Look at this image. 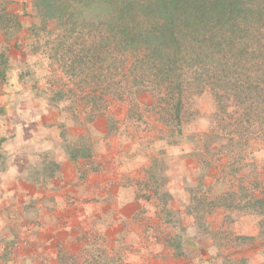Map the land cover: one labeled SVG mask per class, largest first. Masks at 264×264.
Segmentation results:
<instances>
[{
    "label": "rangeland",
    "instance_id": "rangeland-1",
    "mask_svg": "<svg viewBox=\"0 0 264 264\" xmlns=\"http://www.w3.org/2000/svg\"><path fill=\"white\" fill-rule=\"evenodd\" d=\"M30 5L16 11L21 18L28 12V25L0 38L6 57L0 77L5 114L43 116L21 134L26 176L36 189L22 198L15 223L6 216L0 264H264V216L241 207L194 212L212 191L236 187L243 176L264 196V142L237 140L255 136L261 125L230 127L238 114H223L213 94H198L194 85L184 92L182 136L177 125L171 134L154 119L148 93L130 117L119 100L98 115L55 101L56 66L42 53L44 34L35 41L31 33L37 19ZM109 75L104 85L116 90L113 67ZM128 76L120 84L131 83ZM224 154L229 159L218 163ZM209 164L218 168V180L200 185Z\"/></svg>",
    "mask_w": 264,
    "mask_h": 264
},
{
    "label": "trees",
    "instance_id": "trees-1",
    "mask_svg": "<svg viewBox=\"0 0 264 264\" xmlns=\"http://www.w3.org/2000/svg\"><path fill=\"white\" fill-rule=\"evenodd\" d=\"M33 1L37 24L31 33L35 41L44 34L42 53L56 66L55 101L66 99L71 109L98 115L119 100L130 117L137 111V98L148 93L154 100V119L171 134L177 125V136H182L184 92L194 85L198 94L209 90L223 114L228 109L238 114L229 120L230 127L261 125L255 136L243 133L237 140L245 145L248 139L264 142V0ZM19 27L0 6L2 35ZM0 59L6 62L5 53ZM111 67L116 90L104 85ZM128 75L131 83L120 84ZM214 118L219 120V115ZM72 148L68 154L75 160ZM217 158L220 163L229 159L228 154ZM210 168L200 177V185L208 178L218 180V168ZM247 180L243 176L236 187L212 191L195 214H203L207 207H213L210 211L241 207L263 217L264 196L258 197L254 190L258 184Z\"/></svg>",
    "mask_w": 264,
    "mask_h": 264
},
{
    "label": "crops",
    "instance_id": "crops-1",
    "mask_svg": "<svg viewBox=\"0 0 264 264\" xmlns=\"http://www.w3.org/2000/svg\"><path fill=\"white\" fill-rule=\"evenodd\" d=\"M30 1L32 0H0V6H4L5 11L15 17L19 25L24 28L28 25L29 20L26 17H29V14L26 12L21 18L16 11L23 12L30 9ZM2 36L0 32V38ZM5 83L3 79L0 80L2 87L0 94V100H2L0 113V232H5L8 222L7 215L11 216V222H16L15 211L21 207L22 198L29 195V188L36 189L26 176L29 160L27 151L23 150L27 147L21 140V134L33 123L42 124L39 120L43 117L39 118L40 116L37 115L33 118L31 115L32 119L22 120V114H5ZM35 197H37L36 194ZM11 211H13L12 214ZM4 237L5 233L0 234V247L5 245Z\"/></svg>",
    "mask_w": 264,
    "mask_h": 264
}]
</instances>
